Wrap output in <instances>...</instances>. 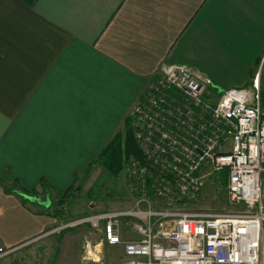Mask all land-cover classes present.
<instances>
[{"label": "crops", "instance_id": "1", "mask_svg": "<svg viewBox=\"0 0 264 264\" xmlns=\"http://www.w3.org/2000/svg\"><path fill=\"white\" fill-rule=\"evenodd\" d=\"M263 57L264 0H0V244L59 234L55 264H84L87 242L103 262L116 255L106 264L127 262L123 245L89 224L53 230L49 206L25 202L22 189L52 205L67 184L84 185L74 176L162 63H186L225 89L260 72L263 83ZM134 222L121 217L124 241L141 238Z\"/></svg>", "mask_w": 264, "mask_h": 264}, {"label": "built area", "instance_id": "2", "mask_svg": "<svg viewBox=\"0 0 264 264\" xmlns=\"http://www.w3.org/2000/svg\"><path fill=\"white\" fill-rule=\"evenodd\" d=\"M212 88L194 67L164 62L129 109L139 148L125 165L133 205L73 223L101 230L108 245H123L129 260L122 264H264L260 83L256 77L253 91L225 88L217 98ZM222 171L229 202L241 208L191 213L166 206L198 199ZM121 217L134 219L141 238L122 239ZM95 247L86 243L84 264H103ZM14 250L0 247V259Z\"/></svg>", "mask_w": 264, "mask_h": 264}, {"label": "rangeland", "instance_id": "3", "mask_svg": "<svg viewBox=\"0 0 264 264\" xmlns=\"http://www.w3.org/2000/svg\"><path fill=\"white\" fill-rule=\"evenodd\" d=\"M262 66H264V57L262 61ZM251 74L252 76L254 75V73ZM259 75L258 77L256 75L254 79L252 78L250 83L246 85L251 91L254 90L252 82L253 80H255L256 77L259 80ZM262 75L263 83L261 81L260 89L261 92H264V71ZM213 86L215 85L213 84ZM211 92L213 96L217 98L221 90H219V88H212ZM124 122L125 118L122 124L120 125V129H123ZM225 173L226 171H222L217 174H214L211 177L212 179H210V181L206 184L201 196L198 199L191 202H181L166 206L174 209L180 208L181 210L188 211L191 213L203 211L217 212L223 210H233L238 207L241 208L242 206L239 205H231L228 200L225 191V180L222 178ZM84 174L85 171H79L78 173H76V177L74 176V179L76 178V180H80L83 178ZM66 176H69L68 170H66ZM217 176L221 177L220 180H218ZM99 180H101V183L99 184L98 188L101 189V194L97 191L99 193V197L97 195H95L94 197H90L88 195L89 190L94 186V184L96 185ZM127 181L128 179L125 172V168L121 170L118 176H111L109 172L104 168V166H102L101 164H94L90 176L86 179L84 185L80 186V184H76V190H74L75 193L66 199V203L63 205L65 208L64 214H62L61 217L54 216L58 223L55 225L53 230L59 229L57 230L58 232L62 231L66 228L63 227V225L65 226V224H71L72 226H75V224L79 225L78 223H73L80 220L83 216L90 214L91 212L94 213L100 210H110L109 208L114 209L115 207H118L122 204H132L134 200V194L129 191ZM71 184L72 183L66 185V191L71 186ZM59 242V234L53 237H44L43 234L39 235L37 238H34L28 244L24 246L22 245L20 249L19 247L9 248L15 250L7 254L5 257L1 258L0 264H55L56 261H54V252L56 250L52 249H55L56 245H59ZM0 247L4 246L0 244ZM109 254L110 255H107V257L105 258V263L101 258L103 264L116 261V255H114V253L112 252H109Z\"/></svg>", "mask_w": 264, "mask_h": 264}, {"label": "trees", "instance_id": "4", "mask_svg": "<svg viewBox=\"0 0 264 264\" xmlns=\"http://www.w3.org/2000/svg\"><path fill=\"white\" fill-rule=\"evenodd\" d=\"M261 93L264 101V92L262 91ZM131 153L138 154L139 148L134 139L129 117L126 116L123 129L118 130V132L114 135L108 145L104 148L102 153L95 159L94 162H92V165L88 167L87 171L84 174L85 180L90 176L94 164H101L111 176H118L121 170L125 168L127 158ZM217 178L218 180H220L221 177L217 176ZM222 178L225 180L224 183L226 186V174H224ZM100 183L101 180H99L96 185L94 184V186L89 190L88 195L90 197H94L95 195L99 197L98 192H100L101 194V189L98 188ZM74 190H76L75 183L68 188V190L57 202L52 203V205L48 207L47 214H51L55 217H61L65 211L63 205L66 203V199L75 193ZM22 192L30 195L36 194L34 193V191L31 192L23 189ZM24 201L29 202L26 198L24 199Z\"/></svg>", "mask_w": 264, "mask_h": 264}, {"label": "water", "instance_id": "5", "mask_svg": "<svg viewBox=\"0 0 264 264\" xmlns=\"http://www.w3.org/2000/svg\"><path fill=\"white\" fill-rule=\"evenodd\" d=\"M216 87H218V86H216ZM218 88H219V90H223L220 87H218ZM24 197L27 198L29 201L37 203V204L44 206V207L50 206V204H51V200H50L49 196H47L46 199H43L42 197L24 194Z\"/></svg>", "mask_w": 264, "mask_h": 264}]
</instances>
